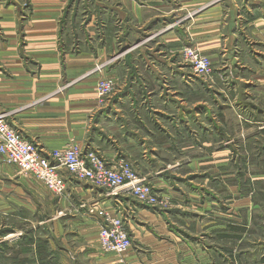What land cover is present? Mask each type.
<instances>
[{"label":"crops","instance_id":"1","mask_svg":"<svg viewBox=\"0 0 264 264\" xmlns=\"http://www.w3.org/2000/svg\"><path fill=\"white\" fill-rule=\"evenodd\" d=\"M18 1L28 2L29 9L19 8ZM9 2L0 6V30L5 34L0 44V113H8L11 126L44 152L78 143L99 152L110 166L130 162L158 194L182 191L196 196L206 187L216 192L223 161L237 144L239 123L264 131V0ZM20 13L27 17L19 36ZM79 17L87 23L75 34L72 26ZM187 46L211 59L210 77L188 71L179 57ZM63 48L81 51L64 53ZM129 49L96 72L108 55ZM102 77L116 81L117 88L100 109L95 87ZM63 84L68 87L61 89ZM179 142L184 164L173 163L179 158L173 153ZM179 166L185 169L182 176L176 175ZM63 175L68 196L57 199L62 216L52 218L60 234L48 239L43 235L42 245L25 244L28 235L10 234L0 242L11 243L7 258L21 257V264H31L26 263L28 257L36 264H119L110 263L112 255L98 249L94 210L121 207L146 221L167 219L126 190L111 196ZM15 176L11 168H0V198H6L0 202L7 208L18 204L8 195ZM196 178L202 182L195 183ZM67 225L76 226L77 232L66 235L62 231ZM73 243L79 247L71 257ZM86 244L95 245L96 251Z\"/></svg>","mask_w":264,"mask_h":264},{"label":"rangeland","instance_id":"2","mask_svg":"<svg viewBox=\"0 0 264 264\" xmlns=\"http://www.w3.org/2000/svg\"><path fill=\"white\" fill-rule=\"evenodd\" d=\"M5 1L0 0V6H7L11 2L9 0ZM16 3L19 8L29 9L28 2L18 1ZM26 17V13H20L16 18L17 25L19 26V36L22 33L21 26L24 25ZM78 19L77 23L74 24V22L72 26L75 34L79 33V30L83 29L87 23L86 18L79 17ZM4 41L5 34L0 30V44ZM187 47H191L200 54L205 55L193 46ZM184 48L180 50L179 54L183 63L182 51ZM71 51L77 53L81 49L63 48L64 53ZM89 51L92 50L89 49ZM121 51V54L117 51L113 52L112 55H108L107 63L98 65L96 72H102L108 65L110 66L111 63H115V59L119 55L129 53L130 49ZM185 65L188 66L187 64ZM189 69L188 71L193 73L190 67ZM126 72L125 70L124 74ZM129 72H132V69ZM91 74H94V72ZM101 79H108V77H102L99 80ZM114 83L117 88L116 81ZM66 87L68 86L63 84L61 89H65ZM107 102H100L97 99L96 105L102 109L107 105ZM0 114L7 115L8 120V113ZM240 120L245 122L244 117ZM263 132L249 130L244 125L238 124L237 144L231 145L230 157L225 162L223 161L222 175L218 177V182L220 183H218L219 189L216 187L215 193L210 192L208 187L205 188V191H199L198 194H195L196 196H193V194L190 196L188 193H183L182 191H175L164 196L157 193L161 199L167 200V206H157L154 209L159 210L163 215L167 214L166 220L158 222L146 221V218L139 219L132 211H126L120 207L126 215L124 217L125 226L129 233L132 247L124 255L111 254L110 263L121 261L119 264H264ZM181 147L183 146L180 142L178 147L176 145L173 147L175 157H179L177 158L178 162L174 161V164H184L185 162V159H182V156L179 154ZM223 148L225 147L223 146ZM0 166L11 168L15 172L16 176L12 182L15 187L10 190L8 195L18 202V204L10 205L8 208L0 202V242L10 234L22 233L28 235V237H24L26 240H22L25 244L36 243L42 245L41 239L45 235L47 239L49 236L54 237L55 234L59 235V229H57L52 221L53 217L62 216L58 204V207H55V203H57L59 197L51 196L42 184L32 179L24 178L23 175L21 176L16 167L4 163H1ZM184 172L185 169L179 166L176 175L182 176ZM0 180L4 182V178H0ZM5 182L11 183V179ZM194 182H202V179L196 178ZM20 186H24V188H18ZM182 190L188 192L189 189L183 184ZM132 198L136 200L134 197ZM3 199H6L5 195L0 198L1 201ZM213 201L215 202L213 203ZM172 211L174 213L184 211L186 215H177L176 213V215H173ZM214 216H216L215 219H213ZM161 217L163 216L161 215ZM209 222L215 223V225H207L206 223ZM40 223L43 224L41 225ZM232 225L246 228L247 232L238 239L235 237L225 238L223 234H228L229 236L235 235L231 230ZM74 228L67 225L62 232L71 236L72 233L77 232ZM170 228L172 231L174 230L172 228H175V232H171ZM22 241L18 240L17 242L22 244ZM10 244L9 242L0 243V247L2 248L0 250V264H21V257L13 260L5 256L4 253ZM72 245L74 247H70L69 249L72 252L71 257H73L76 251L75 248L79 247L74 243ZM86 245L92 251H96L95 245ZM98 249L101 251L100 242ZM45 250L49 252L48 247ZM126 258H129L128 262H126ZM28 259H26V263L28 261V263L36 264L35 260L31 261L30 257ZM40 264H42L41 261ZM93 264L101 263L94 261Z\"/></svg>","mask_w":264,"mask_h":264},{"label":"built area","instance_id":"3","mask_svg":"<svg viewBox=\"0 0 264 264\" xmlns=\"http://www.w3.org/2000/svg\"><path fill=\"white\" fill-rule=\"evenodd\" d=\"M182 59L193 74L208 78L213 73L211 59L191 47L182 51ZM115 91L111 79H101L96 86L97 99L107 102ZM0 162L16 167L22 174L39 181L51 196H68L67 180L63 173L73 181L86 183L93 188L103 190L108 195L117 196L123 190L144 206L156 208L167 206L166 199H161L148 183L139 176L130 162L120 160L116 165H108L106 159L95 150L85 149L78 143L52 152H44L39 146L21 136L7 120V115L0 114ZM124 211L98 209L100 225L99 242L104 254L124 255L132 247L129 233L125 226Z\"/></svg>","mask_w":264,"mask_h":264},{"label":"trees","instance_id":"4","mask_svg":"<svg viewBox=\"0 0 264 264\" xmlns=\"http://www.w3.org/2000/svg\"><path fill=\"white\" fill-rule=\"evenodd\" d=\"M231 230L233 231V233L235 234H233L234 236H229L228 234H223V235H225L224 237L225 238H232V237H235L236 239H238V238H241L242 237V235L245 233V232H247V230H246V228H242V227H238V226H234V225H232L231 226ZM238 233H240V234H238ZM232 235V234H231ZM5 246V245H4ZM260 246V245H259ZM261 247H263V246H261ZM3 251H5V250H3ZM264 261V260H263Z\"/></svg>","mask_w":264,"mask_h":264}]
</instances>
